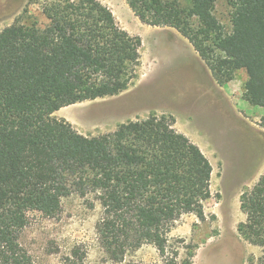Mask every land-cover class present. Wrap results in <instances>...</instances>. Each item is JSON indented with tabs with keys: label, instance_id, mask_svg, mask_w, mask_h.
I'll use <instances>...</instances> for the list:
<instances>
[{
	"label": "trees",
	"instance_id": "16d2710c",
	"mask_svg": "<svg viewBox=\"0 0 264 264\" xmlns=\"http://www.w3.org/2000/svg\"><path fill=\"white\" fill-rule=\"evenodd\" d=\"M125 1L141 23L172 28L186 39L217 86L244 71L243 98L264 111V0H226L229 32L213 14L216 0ZM31 3L44 24L28 23L32 15L24 9L0 31V264H35L20 243L28 214L53 218L73 194L95 195L96 235L111 262L122 263L148 244L158 264H192L190 247L181 260L168 236L184 215L203 220L212 166L174 120L150 115L86 136L51 117L125 91L137 75L140 38L121 29L98 0ZM239 204L245 217L239 235L264 252V172L241 192ZM84 259L75 246L61 264Z\"/></svg>",
	"mask_w": 264,
	"mask_h": 264
},
{
	"label": "rangeland",
	"instance_id": "374dc122",
	"mask_svg": "<svg viewBox=\"0 0 264 264\" xmlns=\"http://www.w3.org/2000/svg\"><path fill=\"white\" fill-rule=\"evenodd\" d=\"M98 1L111 10L121 29L141 40L136 78L116 96L64 107L51 117L67 121L82 135L96 136L150 115L170 116L175 130L209 160L212 197L203 204V220L188 214L175 223L169 245L179 247L181 260L188 252L184 247H190L192 264H264V252L246 242L237 230L245 220L240 194L264 172V130L260 126L264 111L243 98L245 72L238 71L232 82L217 86L177 31L141 23L125 0ZM24 9L32 15L28 23L46 22L31 0H0V30L20 18ZM230 11L226 0H216L213 14L225 32L231 29ZM28 215L20 243L35 264H61L75 246L85 253L83 264L160 263L156 249L148 244L129 253L122 263L107 259L96 235L101 209L94 194L62 199L53 218L38 212Z\"/></svg>",
	"mask_w": 264,
	"mask_h": 264
},
{
	"label": "crops",
	"instance_id": "0c3cea01",
	"mask_svg": "<svg viewBox=\"0 0 264 264\" xmlns=\"http://www.w3.org/2000/svg\"><path fill=\"white\" fill-rule=\"evenodd\" d=\"M6 27H7V26H6ZM1 30H2V29H1ZM1 30H0V31H1ZM222 89H223V88H222Z\"/></svg>",
	"mask_w": 264,
	"mask_h": 264
}]
</instances>
